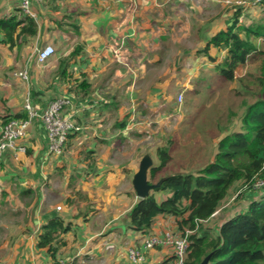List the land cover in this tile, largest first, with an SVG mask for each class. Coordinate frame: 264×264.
I'll list each match as a JSON object with an SVG mask.
<instances>
[{
	"label": "crops",
	"instance_id": "0c3cea01",
	"mask_svg": "<svg viewBox=\"0 0 264 264\" xmlns=\"http://www.w3.org/2000/svg\"><path fill=\"white\" fill-rule=\"evenodd\" d=\"M231 1L33 0V16L23 11L19 0H0V20L21 15V10L38 24L36 35H18V31L14 44L6 43L0 33V137L5 120L25 115L28 98L38 111L45 110L54 98H69L71 104L64 114L82 126L70 135L63 153L52 154L45 124L34 119L21 140L27 151L4 153L0 165V264H54L71 258L76 264H131L128 249L141 246L146 236L129 228V212L140 199L133 177L145 154L157 162L154 154L164 140V145L170 141L172 154L174 142L175 154L174 130L165 126L183 115L177 112L179 95L174 92L197 90L194 84L207 80L200 77L207 69H216L220 75L216 65L227 49L211 48L216 62L198 50L232 23L239 7L229 11L238 0ZM252 6L251 13L259 7ZM245 15L239 16L238 25H250L251 18ZM255 41L262 47L263 39ZM47 44L56 53L40 62L37 49ZM23 69L29 72L27 81L14 76ZM218 104L207 106L215 109ZM161 112L170 116L168 121L159 118ZM123 122L126 126L120 127ZM153 126L158 128L156 135ZM215 127L214 135L199 133L198 142L193 139L184 146L189 147L187 158L195 156L196 168L214 158L217 143L227 132ZM241 128L242 123L231 130ZM152 134L160 137L155 147L147 141ZM89 151L94 153L89 155ZM118 152L131 155L128 164L115 160ZM176 172L193 171L181 168ZM253 191H245L235 201L232 195L206 221L215 235L225 220L244 211L257 197ZM164 197L157 194L158 200ZM58 216L65 223L72 222V228L62 235L66 245L55 258L47 248L38 246V235L43 225ZM169 230L180 231L177 218L160 215L150 233ZM149 255L147 264H161L173 250L163 246Z\"/></svg>",
	"mask_w": 264,
	"mask_h": 264
},
{
	"label": "trees",
	"instance_id": "16d2710c",
	"mask_svg": "<svg viewBox=\"0 0 264 264\" xmlns=\"http://www.w3.org/2000/svg\"><path fill=\"white\" fill-rule=\"evenodd\" d=\"M233 6L239 9L235 11L232 23L215 33L198 53L216 62V57L210 53L211 48L227 49L224 59L216 65L227 81L236 79V70L240 66L248 63L256 65L248 75H257L260 90L251 94L255 96L253 102L243 101L246 110L241 119V130L232 131L227 127V120L222 122L218 119V129L227 132L218 141L214 158L195 172L163 174L173 157L170 144L158 146L155 153L160 162L154 161L149 177L154 183L162 177L165 180L148 197L140 198L129 212V228L146 236L151 234L156 217H176L180 231H190V247L185 264H201L207 258V264H264V190L253 187L257 178L264 177V42L259 47L255 41L264 40V26L238 25L243 5ZM258 6L264 12V0ZM20 13L0 20V33L6 43L14 44L18 31V35L31 36L38 32L35 19L21 10ZM244 86L248 91L250 86ZM26 116L25 113L21 117ZM125 126L126 123H120V127ZM88 153L91 155L94 152ZM239 183L243 190L234 194ZM247 190L256 191L257 197L250 201L244 211L225 220L215 235L206 221L229 197L234 195L235 201ZM157 194L165 197L158 200ZM71 228L72 222L65 223L60 216L49 220L38 235V246L47 248L56 258L60 248L66 245L62 235ZM160 247L163 246L154 249ZM149 253L147 263L150 261ZM161 264H175V255L166 257Z\"/></svg>",
	"mask_w": 264,
	"mask_h": 264
},
{
	"label": "rangeland",
	"instance_id": "374dc122",
	"mask_svg": "<svg viewBox=\"0 0 264 264\" xmlns=\"http://www.w3.org/2000/svg\"><path fill=\"white\" fill-rule=\"evenodd\" d=\"M235 1V0H233ZM247 3L243 6L247 7V4L249 3V6L243 10V12H246L245 18H251L250 25L253 26H264V12L262 11V8L259 6L258 8H255V11L251 13L252 9V2L253 0H245ZM232 2L231 0H228L227 3ZM230 10H235V6H232ZM256 65L254 64H248L245 67H242L241 70H238V74L236 75L237 78L233 81H227L222 79V77L219 75L218 71L216 69H207L206 72H203L200 77H207V80L201 81V84H194L195 91H191L187 94V92H183V100L180 102V107L178 114L182 115L179 119H176L171 123H168L165 125L168 130L173 131L174 130V136L173 140H175L176 145V151L174 154V142H173V160L169 163V165L166 167V169L162 172L163 174L172 173L174 171H177L181 168L196 171L199 168H196L194 165V160H196L195 156L191 154L192 156L189 158L186 157V149L189 147H186L184 149V146L190 143V140L202 138V136L199 134H203V136L208 134H215L216 133V127L218 119H221L222 122L228 121L227 127H239L241 125V119L245 113L246 110V104L243 102L246 100L248 103L254 101V97L251 94L258 93L259 86L258 82L256 80L258 79L257 75L251 77L248 75V72L255 68ZM255 78V79H254ZM193 80L195 78H192ZM207 81L209 82V87L206 86ZM197 81H195L196 83ZM244 84L248 87L250 86L249 90L245 89ZM244 92V93H243ZM179 92H174V95H180ZM176 98V97H175ZM179 98V96H178ZM179 100V99H178ZM128 100H124V103H127ZM174 102H176L174 100ZM220 103L222 105L218 104V108L213 109L214 107H208L207 105L212 103ZM205 104V105H203ZM223 113V116H220L219 114ZM165 112H161L159 115L160 119H164L165 121H168L169 117H164ZM176 116V115H174ZM149 123L151 124V121L149 120ZM174 124V125H173ZM226 124V123H225ZM157 130L158 134V128L154 127ZM185 128V131L181 132L182 129ZM209 128H212L211 130ZM220 130V129H219ZM204 132V133H202ZM160 138V137H159ZM159 138H154L153 134L151 137H148L147 141L149 146H156L157 140ZM205 140H203L204 142ZM208 142V147H206L207 150H209L210 141ZM161 143V142H160ZM159 143V144H160ZM166 143V140L162 142L161 145H164ZM169 144V142H167ZM180 144L183 146H180ZM199 144V143H198ZM204 146V145H203ZM207 146V145H206ZM196 148L198 146L196 145ZM201 149V148H200ZM194 150V149H190ZM151 151H154V149H151ZM189 151V152H190ZM203 156V153H201ZM154 157H156L157 163H159V159L154 154ZM205 160V158H203ZM115 160L118 161L120 164L129 163L131 160V155L129 153L120 155L119 152L115 154ZM189 160V161H188ZM188 162V164H187ZM187 164V165H186ZM194 165V166H193ZM243 190V186L241 183L237 185V187L234 189V194L237 191Z\"/></svg>",
	"mask_w": 264,
	"mask_h": 264
},
{
	"label": "built area",
	"instance_id": "2783aa9c",
	"mask_svg": "<svg viewBox=\"0 0 264 264\" xmlns=\"http://www.w3.org/2000/svg\"><path fill=\"white\" fill-rule=\"evenodd\" d=\"M42 1V0H37ZM262 0H253L254 5H258ZM20 7L29 15L35 16L32 9L33 0H19ZM245 0H238V5H245ZM56 53L52 44H47L37 49V57L40 62H45ZM14 76L23 81L29 79V72L26 69L15 71ZM179 101L183 100V94L179 95ZM71 104V100L66 97H57L52 99L47 108L38 111L28 98L24 108L27 116L22 118H10L1 126L0 137V165L3 162L4 153L11 150L16 153H25L27 146L21 141L27 136L28 128L34 119H40L45 124L48 131L49 151L52 154H61L65 151L69 137L72 133L82 130L77 121L64 114L65 109ZM253 187L258 190H264V177L257 178ZM60 210L61 206H57ZM182 231H165L163 233H151L144 237L142 245H134L128 249V258L131 264H147L148 253L157 246H168L175 255V264H185L190 247L188 234ZM55 264H76L75 259H59ZM85 264V263H83Z\"/></svg>",
	"mask_w": 264,
	"mask_h": 264
},
{
	"label": "water",
	"instance_id": "95a60500",
	"mask_svg": "<svg viewBox=\"0 0 264 264\" xmlns=\"http://www.w3.org/2000/svg\"><path fill=\"white\" fill-rule=\"evenodd\" d=\"M154 165L153 157L150 154H145L139 164V169L135 173L132 184L136 191V194L140 198L148 197L151 191L158 189L165 177H162L157 182H151L149 177L150 168ZM208 258L204 260L201 264H207Z\"/></svg>",
	"mask_w": 264,
	"mask_h": 264
}]
</instances>
